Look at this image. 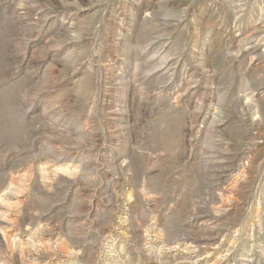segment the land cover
<instances>
[{"label": "rangeland", "instance_id": "374dc122", "mask_svg": "<svg viewBox=\"0 0 264 264\" xmlns=\"http://www.w3.org/2000/svg\"><path fill=\"white\" fill-rule=\"evenodd\" d=\"M0 264H264V0H0Z\"/></svg>", "mask_w": 264, "mask_h": 264}]
</instances>
